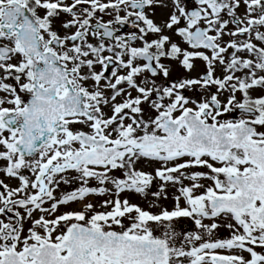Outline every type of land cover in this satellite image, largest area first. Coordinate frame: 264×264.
Listing matches in <instances>:
<instances>
[{
	"label": "rangeland",
	"instance_id": "374dc122",
	"mask_svg": "<svg viewBox=\"0 0 264 264\" xmlns=\"http://www.w3.org/2000/svg\"><path fill=\"white\" fill-rule=\"evenodd\" d=\"M107 1L98 3L104 5ZM148 2L139 27L141 43L159 53L157 67L163 76L151 78L140 69L134 78L125 64L129 58H125L122 47L112 46L113 53L106 54L102 47H97L94 54L92 47L88 48L91 35L85 30L86 36L78 44L76 63L79 62L81 84L88 92L85 103L96 119L68 116L64 123L70 130L58 134L51 145L30 158L21 157L14 148L15 136L21 130L3 127L0 208L8 201L33 199L40 188L43 164L60 162L84 149L73 135L81 131L93 135L97 126L110 139V145L130 142L160 133L156 118L169 108L173 118L191 112L206 119L200 111L207 107V117L217 124L253 120L257 127L254 140H264V0H221L218 9L211 11L210 20L205 22L211 23V33L221 52L193 48L189 34L194 26L187 17L192 0ZM125 15L119 11L113 17L123 20ZM80 17L85 19L87 15L83 12ZM235 18L244 20L242 28H249L245 36L234 33L240 28L234 23ZM178 28L187 32H179ZM14 41V37L0 32V44L12 46ZM18 52L7 60L0 59V82L14 83L6 92L0 87V114L17 112L25 102V85L18 86V80L28 61ZM109 58L118 64L104 73ZM9 69L16 74L11 75ZM206 72L211 75L208 80L204 78ZM128 78L132 85L126 82ZM166 83L172 84V88ZM179 90L186 95L181 96ZM159 95L167 98L160 100ZM210 99L218 100L219 111L209 104ZM249 102L258 109V117L237 113L239 106ZM181 132H186L184 126ZM239 159L240 155L236 157L234 153L228 157L230 162ZM219 166L220 162L209 156L201 159L183 154L170 158L164 153H127L107 166H84L78 171L51 174L48 192L37 204H14L8 211L19 217L21 232L35 229L38 222L54 233L67 231L74 222L144 238L167 232L169 245L174 248L171 264H212L210 252L225 251L228 244L239 249L254 246L246 241L253 239L246 229L249 221L239 223L230 211L212 212L209 208L210 195L231 191L221 182L226 173L215 172ZM7 223L14 224L16 220L0 212V230ZM240 238L244 240L238 242ZM184 242L194 244L184 246ZM232 251L236 253L235 249ZM239 260L241 264H250L246 251Z\"/></svg>",
	"mask_w": 264,
	"mask_h": 264
},
{
	"label": "flooded vegetation",
	"instance_id": "af4514ba",
	"mask_svg": "<svg viewBox=\"0 0 264 264\" xmlns=\"http://www.w3.org/2000/svg\"><path fill=\"white\" fill-rule=\"evenodd\" d=\"M98 1L24 0L30 14L37 22L39 36V49L36 56L30 57L26 55L24 51L21 52L23 59L28 61L23 76L19 78L20 83L18 85H25L26 95L24 96V104L28 101L32 93H34L35 89L47 88L46 81L42 79L40 75L35 74L36 68L43 71L47 66L57 67V80L54 84L57 87L58 97L66 93L67 98H69L67 100L74 103L78 100V96L75 92L81 91L84 92L86 98L88 92L86 87L81 84L80 77L82 76L78 68L79 62L76 63L77 54L78 51H80L78 44L85 38V30L91 35L92 40L90 39L91 44L88 48L92 47L93 50L91 51H93L94 54L97 47H102L103 49H101V51L105 54L108 52L113 53L112 46L122 47L125 58H129L125 64L130 74L135 76L134 78H136L138 75L136 73L139 72L140 69L141 73L146 72L151 78H157L158 76V78H161L163 76L161 72L158 73V71L156 76H152L148 63L142 57L143 53H152L155 65L157 66V61L160 56L159 53L154 52L150 46L144 47L141 43L142 34L140 33V28L142 24V14L145 10L140 2L143 0H108L104 5H101ZM145 1H147L146 3L148 6V0ZM193 5H195V2L192 0V6ZM202 6L204 7V15L201 22L203 25L210 28V24L205 22V18L207 14L210 13L208 10L211 11L212 7H208L206 4ZM10 8L12 7H8L7 9ZM119 11L126 14L123 20H120V17H113V14ZM83 12L87 15L85 19L80 17ZM1 14L2 11H0V20ZM15 16H19L16 27L19 28L22 24L21 13L16 12ZM8 27H10L11 34H13L8 36L15 38L13 45H8L13 49L15 42H18L16 28L9 24ZM78 33L83 34L82 38L79 40H77L76 36ZM14 54L15 49L11 56ZM149 58L151 59V56H149ZM117 64L118 62L114 61L112 58L107 59L104 73L117 67ZM126 82L132 85L129 78L126 79ZM166 85L172 88V84L166 83ZM91 119L95 120L96 117ZM0 120L2 121V119ZM232 153H234L236 157L240 155L238 162H230L228 160V157ZM228 157L225 159L211 157L213 160L220 162V166L215 172L217 174L226 173L222 176L221 182L231 190L228 192L226 190L227 188L217 185L222 188L223 191H227L226 193L218 194H225L226 196L237 195L241 188L248 186V182L246 181L248 177H255V180L263 185L262 187L264 189V175L263 177L259 176L260 167L256 162L248 160L246 152L234 150L229 153ZM228 175L234 176H232L233 178H227ZM259 196L260 194L258 192L253 193L251 196L256 206L263 204V199ZM17 206H26V203L20 202ZM4 208V206L1 208V213H8L9 216H16L13 212H8V210L6 212ZM212 217L215 218L214 215H212ZM232 217L244 218L245 221H249L246 229H248L251 236H254L255 239L246 241L256 246L253 248L243 247L239 249L236 247L233 248L228 244V247H225L227 251H219L223 253L221 257L241 264L239 259L242 257V253L246 251V253L249 254L250 264H264V226L259 225L250 215H232ZM9 225L10 223L5 224L0 230V244L2 245L0 248V262L3 260L6 252L8 254L6 258L8 264H54V262L56 264L59 258L67 254L66 250L57 251L58 249L56 247L51 246V244L61 245L67 233L47 231L45 225L39 224L34 226L35 229L31 231L21 232L17 229L13 232L9 230L11 229L8 228ZM10 236H12L11 239ZM175 240L178 241L177 237ZM243 240L244 238H240L238 241ZM183 244L186 246L187 244L188 246H193L194 242H184ZM234 249L236 253L232 251ZM251 250L253 252H251ZM171 256L172 252H169L167 262L164 264H171ZM87 259L91 261L90 264H111L110 259L99 251L92 252ZM260 260L261 262L256 263ZM213 264H215V262H213Z\"/></svg>",
	"mask_w": 264,
	"mask_h": 264
},
{
	"label": "water",
	"instance_id": "95a60500",
	"mask_svg": "<svg viewBox=\"0 0 264 264\" xmlns=\"http://www.w3.org/2000/svg\"><path fill=\"white\" fill-rule=\"evenodd\" d=\"M151 66V62H148ZM41 95V98L39 96ZM36 98L31 101L26 110L30 111L28 117L25 116L24 122L20 125L24 134L21 139L17 142V149L24 155H33L36 151L44 144L50 143L60 127H55L53 119H59L64 112L56 111L59 103L55 97V90L51 91L48 95L47 92H36ZM69 101L66 102L68 104ZM82 103L79 102L75 106L74 111L80 113H86V111L81 107ZM66 105H62L64 108ZM24 110V112L26 111ZM32 112V113H31ZM23 113V112H22ZM58 113V114H57ZM38 114L40 116H38ZM36 117H35V116ZM54 115H57L56 117ZM54 116L55 118H52ZM168 122L164 123L165 120ZM160 121L159 127L162 129L163 133H166L164 137H158L155 135L146 136L135 142H126L119 145H115L111 148L104 149L103 146L93 147L91 150L80 151L74 154L70 160H74L75 164H71L69 161H64L62 165H48L45 177L48 176L49 169H53L54 172H63L69 169H77L85 163H95V164H107L116 155L120 153L127 152L129 150L143 151L146 153H160L167 152L171 156H177L184 152H189L194 155H201L203 153L220 154L225 155L233 148L242 147L246 151L259 150L252 142L249 141V136L252 133H248L245 128H216L211 125H206L201 122L196 116L192 114H184L178 120L171 122L169 114H162L157 118ZM183 123L189 125V132L187 135L182 136L179 132L180 126ZM227 130L233 132V136L228 138ZM37 131H39L37 135ZM254 131V130H253ZM76 138L82 139L86 143L89 142L90 137L87 135H77ZM252 144L251 147L248 145ZM103 145V144H102ZM251 159L255 158L249 156ZM43 192L45 191L44 180L42 185ZM41 195V194H40ZM227 205V204H224ZM216 207V206H213ZM264 214V211L262 212ZM75 230H85L97 232L98 234L93 236V238L101 240H111L109 244L110 247H118L114 244L119 239L123 240L121 247L126 248L130 253L117 252L116 256L123 257H142L144 259H150L155 256L157 252H153L149 247H159L162 248L164 253H166V247L164 243L155 241L138 240L134 237H129L126 235L111 234L109 237H105L101 230L73 225L70 231ZM146 248V251H142ZM142 251V252H141ZM125 255V256H122ZM143 259V261H145ZM142 261V260H141Z\"/></svg>",
	"mask_w": 264,
	"mask_h": 264
}]
</instances>
